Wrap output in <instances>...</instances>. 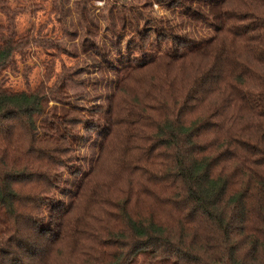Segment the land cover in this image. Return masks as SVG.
<instances>
[{
  "label": "trees",
  "instance_id": "obj_1",
  "mask_svg": "<svg viewBox=\"0 0 264 264\" xmlns=\"http://www.w3.org/2000/svg\"><path fill=\"white\" fill-rule=\"evenodd\" d=\"M43 11L60 36L19 35ZM0 14V264H264V0H0ZM31 48L47 57L34 87ZM93 69L99 105L71 91ZM13 122L56 166L34 219L47 249L18 232L13 184L35 174L7 158Z\"/></svg>",
  "mask_w": 264,
  "mask_h": 264
},
{
  "label": "rangeland",
  "instance_id": "obj_2",
  "mask_svg": "<svg viewBox=\"0 0 264 264\" xmlns=\"http://www.w3.org/2000/svg\"><path fill=\"white\" fill-rule=\"evenodd\" d=\"M10 3V6H27L29 4V0H7ZM104 5V1H95L94 7L100 10ZM154 11L159 13L160 10L157 6H154ZM98 12V11H97ZM168 16V14H167ZM53 15L49 14L47 11L37 12L34 15H30L25 13L17 18V30L19 35H24L29 32L33 34L36 29L46 24V28L44 31H48L49 35H59L61 29L59 25L52 19ZM4 22L3 16L0 14V23ZM54 28V29H53ZM53 29V32L51 30ZM68 40L67 37H64L62 43H66ZM69 47V46H68ZM30 59L26 62V65H20L19 71L24 70V67L27 66L30 68V73L28 75L29 86L34 87L36 85L39 86L40 83L46 84L45 79L43 77L44 66L43 61L46 60L45 52L41 50H36L35 48H31ZM64 57L60 56L59 59H62L63 62L68 66H76L82 67L84 66V56L79 54L78 58H74L72 56ZM59 71V64H56L54 67V73ZM9 77V81L6 83V87L14 90L20 91L24 89L25 80L19 76L14 77L11 74L7 73ZM53 75V74H52ZM101 75L93 69L90 73L81 72L76 75L77 81H84V84L77 83L75 85V89L71 88L73 93L84 92V89H87L91 97H93V101H91L92 105H99L101 101L100 98H96L100 96L102 92H104V87L100 82ZM94 83H98L97 90L94 92L91 87H93ZM50 83H47L49 85ZM46 86V85H45ZM103 95V94H102ZM82 100H77V104L80 105ZM54 106H59L54 102H48L47 110L51 109ZM91 107V106H87ZM49 117L42 116L41 118ZM86 118V116H83ZM14 124V132L10 142L4 144L5 152L7 158L16 166L25 165L35 174V178L24 180L21 182H17L13 184L14 191L19 195V198L14 200L13 205L17 212H19L22 216V220L19 223V235L29 239L34 243H40L41 247L47 249L50 243L48 240L42 239L38 229L34 225V219L40 214L41 208L39 206V202L42 201L43 197L46 195H50L53 192V186L49 182L48 177L49 174L53 172L56 168L55 164L52 162L50 158H45L44 155H41L38 151V147L32 148V145L29 143V138L31 132L27 128L26 124H19L13 122ZM39 125V121H38ZM2 145V143H0ZM146 253L140 252L137 256L138 262L141 263L144 260ZM161 264H173L172 261L166 260Z\"/></svg>",
  "mask_w": 264,
  "mask_h": 264
}]
</instances>
